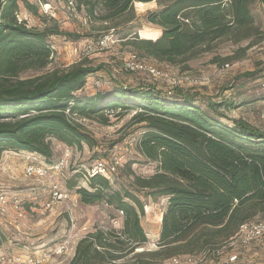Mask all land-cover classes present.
Listing matches in <instances>:
<instances>
[{
  "label": "trees",
  "instance_id": "obj_1",
  "mask_svg": "<svg viewBox=\"0 0 264 264\" xmlns=\"http://www.w3.org/2000/svg\"><path fill=\"white\" fill-rule=\"evenodd\" d=\"M258 1L264 3L74 0L77 13L84 14L89 23H104L108 33L112 30L141 58L183 69L224 38L235 45L249 41L244 52L252 48L251 41L259 35L252 11ZM154 2L160 7L148 12L146 20L162 35L156 40L141 39L138 33L133 34L137 21L135 5ZM20 3L38 16V7L28 0H0V161L2 154L9 151L37 154L52 163L51 140L77 149L95 143L73 116H99L107 123V111L135 110V122L144 124L146 129L138 152L158 164V172L148 178L131 172L135 192L116 191L110 180L101 175L88 178V187L69 186L76 189L82 204L105 203L123 213L124 219L120 232L97 230L80 240L70 264H117L148 244L141 225L145 205L138 196L140 192L146 198L168 201L158 250L136 254L142 264L215 251L232 239L241 225L264 215L263 131L242 119L225 124L203 111L193 96L183 91L168 96L151 87H119L107 93L80 96L88 79L103 69L88 61L23 78L22 74L28 71L47 69L54 53L50 38L79 40L83 35L63 31L56 20L43 30L29 27L18 17ZM257 74L254 71L243 77L254 78ZM212 107L238 106L222 102ZM4 241L0 231V246Z\"/></svg>",
  "mask_w": 264,
  "mask_h": 264
},
{
  "label": "rangeland",
  "instance_id": "obj_2",
  "mask_svg": "<svg viewBox=\"0 0 264 264\" xmlns=\"http://www.w3.org/2000/svg\"><path fill=\"white\" fill-rule=\"evenodd\" d=\"M38 7V16L31 14L20 3L18 17L26 21L31 28L43 30L52 26L56 20L63 31L83 35L79 40L67 39L62 36L50 38L53 46V56L47 69L44 71H28L22 74L23 78H30L53 70H65L75 64L88 61L93 66L103 69L88 79L87 85L80 96H93L97 93L111 92L115 88L139 89L141 87L155 88L159 92L172 96L175 91H183L193 96L196 105L212 117L220 119L225 124H232L233 120L242 119L264 132V3L258 1L253 6L255 24L259 35L251 41L254 46L243 51L250 43L244 41L235 45L231 40L224 38L212 45V50L202 53L199 57L189 61L184 67H172L148 62L165 77L154 76L148 72H128L124 63L132 53H137L125 40L115 47L94 54L88 53V43L94 42L100 36L107 35V26L101 22H90L84 14L77 13L68 5V0H28ZM166 3V2H165ZM46 5H49L48 7ZM76 7V4H75ZM159 3L135 5L137 21L134 22L133 34L138 33L142 38L156 40L160 29L150 25L147 14L159 9ZM49 8L52 15L45 14ZM141 28V30H138ZM120 30V29H119ZM109 32H113L112 30ZM121 32V31H120ZM162 32V31H161ZM122 33L120 36L122 37ZM119 38L118 36H116ZM140 37V38H141ZM138 54V53H137ZM214 60H217L215 63ZM229 65V68L226 66ZM258 72L256 77H243L246 73ZM188 76L193 79L184 86L172 88L171 78ZM222 102L233 103L235 109L225 107L215 108L212 104ZM106 115V114H105ZM135 110L128 112L117 111L107 123L99 116L81 120L85 131L95 140L94 145L83 144L81 149L72 148L73 156L68 169L60 174L41 181L27 178L24 173L27 161L23 155L16 156L6 151L0 161V193H6L13 201L18 199L24 211L23 218L8 208L7 214L0 213V231L4 235V243L0 246V255L29 257L40 254H54L66 241L78 244L85 236L97 230L106 232H120L123 228V215L105 203L84 205L76 194V189L88 187L85 176L87 171L99 160L110 162L113 155L123 159V166L110 177V183L116 191H133L132 184L136 176L148 178L158 172L156 162L147 161L138 152V144L146 132L144 124H137L134 120ZM53 149L52 161H58L64 154L65 145L51 140ZM69 194L63 204L54 209L46 210L45 203L49 199L52 185ZM76 189H70V185ZM138 196L145 205V216L141 225L149 240L144 248L133 254H128L117 264H142L136 254L158 250V241L161 231L163 213L168 201L165 198L153 200L146 198L143 192ZM118 222L116 224L115 222ZM264 221V215L256 219ZM229 242V241H228ZM228 242L218 249L192 255L196 264H264V237L255 240L246 247L232 250ZM73 247V246H72ZM75 248V246L73 247ZM217 251L219 253H217ZM231 253H237L235 262L227 263ZM74 252L70 249L66 256L52 255L46 264H70ZM188 257V256H182ZM162 260L150 261L149 264H160Z\"/></svg>",
  "mask_w": 264,
  "mask_h": 264
},
{
  "label": "built area",
  "instance_id": "obj_3",
  "mask_svg": "<svg viewBox=\"0 0 264 264\" xmlns=\"http://www.w3.org/2000/svg\"><path fill=\"white\" fill-rule=\"evenodd\" d=\"M68 5L76 9L74 0H68ZM47 7L49 5H46ZM45 14L52 15V11L49 8L45 10ZM122 42L119 38L114 35V32H109L107 35L101 37L98 41L87 42L88 45V53L94 54L96 52H102L105 50H109ZM147 59L141 58L137 53H132L128 59L124 63V69L128 72H142V73H150L154 76L165 77L155 65H151ZM230 66L227 65L226 68ZM193 81L192 78L185 76L183 78H171L169 80L170 86L172 88H178L184 86L187 82ZM69 114V110L66 112ZM117 113V111L111 110L106 112V116L111 118ZM73 120L77 123L82 124L81 120L76 116H73ZM264 119V114L262 116ZM84 126V125H83ZM13 155L21 156L27 161L26 167L24 169L25 176L30 179H34L36 181H41L46 178L52 177L54 174H60L66 169H68L70 165V161L73 156V149L69 147H65L64 154L58 161L48 163L44 158L38 156L37 154L31 153H13ZM124 162L121 157L113 155L110 159V162L106 160L97 161L90 170L87 171V175L85 176L86 180L95 175H101L107 179H110L111 176L115 175L118 170L123 166ZM69 198V194L63 190H61L56 183H54L51 187L50 196L47 202L45 203L46 210L54 209L56 206L63 204ZM12 208V210L17 214L18 218H23L24 211L21 206V202L16 198L13 201L8 197L6 193H0V213L7 214L8 208ZM123 215V213H121ZM118 224V222H115ZM86 237V236H85ZM264 237V221H250L246 222L240 226L237 234L229 240L227 246H229L233 251L239 247H246L250 245L255 240ZM71 242L66 241L64 245L60 247L59 250H55L53 253L55 255H63L66 256L70 249L74 252L76 251L77 244H73V238H70ZM75 246V248L73 247ZM213 251L212 253H215ZM217 253H219L217 251ZM43 253L39 256H29V257H19V256H5L0 255V264H46L52 255ZM73 256V258H74ZM238 259L237 253H231L229 256L227 263L235 262ZM161 264H196L195 258L188 257H174L168 260L163 261Z\"/></svg>",
  "mask_w": 264,
  "mask_h": 264
},
{
  "label": "crops",
  "instance_id": "obj_4",
  "mask_svg": "<svg viewBox=\"0 0 264 264\" xmlns=\"http://www.w3.org/2000/svg\"><path fill=\"white\" fill-rule=\"evenodd\" d=\"M161 35H162V32L160 31L159 37H160ZM140 37H141V36H140ZM141 39L150 40V39L142 38V37H141ZM153 41H155V40H153Z\"/></svg>",
  "mask_w": 264,
  "mask_h": 264
}]
</instances>
